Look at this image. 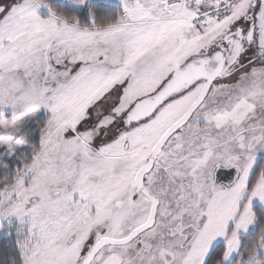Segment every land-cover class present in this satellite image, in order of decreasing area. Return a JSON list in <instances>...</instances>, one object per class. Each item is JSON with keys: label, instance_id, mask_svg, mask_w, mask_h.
Instances as JSON below:
<instances>
[{"label": "snow or ice", "instance_id": "6c2138e0", "mask_svg": "<svg viewBox=\"0 0 264 264\" xmlns=\"http://www.w3.org/2000/svg\"><path fill=\"white\" fill-rule=\"evenodd\" d=\"M120 4L0 0V264H264V0Z\"/></svg>", "mask_w": 264, "mask_h": 264}, {"label": "trees", "instance_id": "16d2710c", "mask_svg": "<svg viewBox=\"0 0 264 264\" xmlns=\"http://www.w3.org/2000/svg\"><path fill=\"white\" fill-rule=\"evenodd\" d=\"M52 0H49V2H51ZM99 5H106V11L102 12L99 16H98V21L99 20H103L106 18V16H110V15H114V14H118L119 11L121 10V8L116 5V4H107L106 2L99 0V2H89L87 1L83 8L80 10H75L66 6H63L61 4L58 3H54L51 5V8L56 10L58 13H62L66 16H71V15H76L78 17L81 18L82 21L87 22V20L89 19L87 17L88 15V10L89 8H96Z\"/></svg>", "mask_w": 264, "mask_h": 264}, {"label": "rangeland", "instance_id": "374dc122", "mask_svg": "<svg viewBox=\"0 0 264 264\" xmlns=\"http://www.w3.org/2000/svg\"><path fill=\"white\" fill-rule=\"evenodd\" d=\"M87 1L99 2V0H86V2ZM102 1L106 2L107 4H116L120 8L122 7L120 4V0H102ZM54 3H58V4H61L63 6L75 9V10H80L84 6V5H79V4L74 3L73 0H52L51 2H49L50 7ZM38 12L41 16H47L48 15V8L47 7H41L40 9H38ZM87 17L89 18L88 15H87Z\"/></svg>", "mask_w": 264, "mask_h": 264}]
</instances>
